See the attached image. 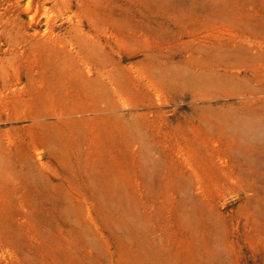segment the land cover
Here are the masks:
<instances>
[{"label":"rangeland","instance_id":"374dc122","mask_svg":"<svg viewBox=\"0 0 264 264\" xmlns=\"http://www.w3.org/2000/svg\"><path fill=\"white\" fill-rule=\"evenodd\" d=\"M0 264H264V0H0Z\"/></svg>","mask_w":264,"mask_h":264}]
</instances>
